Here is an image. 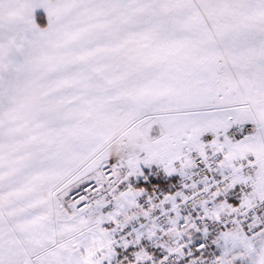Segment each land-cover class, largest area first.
I'll list each match as a JSON object with an SVG mask.
<instances>
[{
	"label": "snow or ice",
	"instance_id": "snow-or-ice-1",
	"mask_svg": "<svg viewBox=\"0 0 264 264\" xmlns=\"http://www.w3.org/2000/svg\"><path fill=\"white\" fill-rule=\"evenodd\" d=\"M0 264H264V0H0Z\"/></svg>",
	"mask_w": 264,
	"mask_h": 264
},
{
	"label": "rangeland",
	"instance_id": "rangeland-1",
	"mask_svg": "<svg viewBox=\"0 0 264 264\" xmlns=\"http://www.w3.org/2000/svg\"><path fill=\"white\" fill-rule=\"evenodd\" d=\"M79 191L82 192L83 190H82V189H77V190L74 191L72 194H74V193H75L74 195L79 194V193H80ZM72 194H71V195H72ZM73 197H74V196H73Z\"/></svg>",
	"mask_w": 264,
	"mask_h": 264
},
{
	"label": "built area",
	"instance_id": "built-area-1",
	"mask_svg": "<svg viewBox=\"0 0 264 264\" xmlns=\"http://www.w3.org/2000/svg\"><path fill=\"white\" fill-rule=\"evenodd\" d=\"M79 194H81V195H82V194H84V192L82 191V192H80ZM75 196H77V194H76V195H74V197H75Z\"/></svg>",
	"mask_w": 264,
	"mask_h": 264
},
{
	"label": "crops",
	"instance_id": "crops-1",
	"mask_svg": "<svg viewBox=\"0 0 264 264\" xmlns=\"http://www.w3.org/2000/svg\"><path fill=\"white\" fill-rule=\"evenodd\" d=\"M80 192V191H79ZM75 194V193H74ZM74 194H72V196H74Z\"/></svg>",
	"mask_w": 264,
	"mask_h": 264
}]
</instances>
